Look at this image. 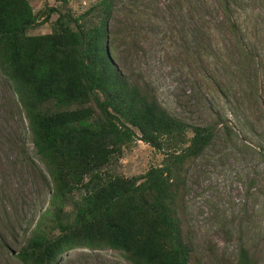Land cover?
Masks as SVG:
<instances>
[{
    "label": "rangeland",
    "instance_id": "obj_1",
    "mask_svg": "<svg viewBox=\"0 0 264 264\" xmlns=\"http://www.w3.org/2000/svg\"><path fill=\"white\" fill-rule=\"evenodd\" d=\"M28 1L40 20L50 8L80 17L99 0ZM112 3L107 45L118 73L171 117L214 130L211 144L181 176L178 206L190 264H234L239 248L252 264H264V0ZM56 17L50 14L27 35L49 33ZM162 158L134 141L103 174L138 177ZM51 195L23 110L0 72V264H20L15 255L38 229L56 234L48 230L56 211ZM77 199L72 194L69 202ZM57 264L129 263L116 251L82 248Z\"/></svg>",
    "mask_w": 264,
    "mask_h": 264
},
{
    "label": "trees",
    "instance_id": "obj_2",
    "mask_svg": "<svg viewBox=\"0 0 264 264\" xmlns=\"http://www.w3.org/2000/svg\"><path fill=\"white\" fill-rule=\"evenodd\" d=\"M112 8V0H99L77 18L50 8L38 20L28 0H0V72L23 110L56 207L48 229L56 234L38 229L15 255L20 264H57L82 248L116 251L129 264H190L181 176L214 130L171 117L118 73L107 45ZM52 13L49 33L27 35ZM134 141L163 153L160 165L128 179L104 175ZM72 194L78 199L69 202ZM234 264L252 258L239 248Z\"/></svg>",
    "mask_w": 264,
    "mask_h": 264
}]
</instances>
